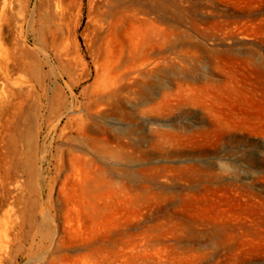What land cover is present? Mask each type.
<instances>
[{"label":"rangeland","instance_id":"374dc122","mask_svg":"<svg viewBox=\"0 0 264 264\" xmlns=\"http://www.w3.org/2000/svg\"><path fill=\"white\" fill-rule=\"evenodd\" d=\"M4 1L0 240L21 230L0 264H264V0ZM13 81L36 87L5 104ZM65 114L114 132V169L103 158L97 192L71 179L45 203L40 166L50 176L73 144ZM29 128L22 188L15 142Z\"/></svg>","mask_w":264,"mask_h":264},{"label":"bare ground","instance_id":"6f19581e","mask_svg":"<svg viewBox=\"0 0 264 264\" xmlns=\"http://www.w3.org/2000/svg\"><path fill=\"white\" fill-rule=\"evenodd\" d=\"M6 5L7 2L5 0L2 8L6 7ZM10 86V93L7 96L5 104H9V97L11 94L16 91L23 92L25 90L29 93L35 90L36 84L32 81H13L10 82ZM117 90L118 89L107 88L96 93L97 97L94 99L95 103H104L102 107L95 111L100 118H106L107 116L113 115V111L111 109H106L105 106H107V104L105 102L110 101L111 97L116 94ZM58 104L59 103L52 98L49 101V108ZM87 110H91L89 105H87ZM65 117L67 120L61 128L60 136L62 137L67 134V132H70L72 136L69 138L67 137V139L70 140L71 143L73 141V144L70 147L57 149L52 155L53 172L50 176L42 167L43 165L40 166L41 173L44 175V178L39 184V189L41 191V196L45 198V203H51L53 201V191H56L58 196L57 202L60 203L62 199L61 196L64 195L65 188L71 179H73L72 185L75 186L73 188L77 189L80 194L86 195L97 192L102 185L101 179L105 170L101 163L103 158H107L110 162L109 172H112L114 169V162L116 160V136L114 132L107 130V128L103 127L98 122H88L86 117L84 118L79 116L76 118L71 114H68ZM23 138L24 140L22 143L18 132L15 143L18 147H20V149L17 148V163L19 165L24 164L28 166L27 170L23 174L19 175L21 179L18 184L22 188H25L26 186H31L32 183L31 171L35 167L34 165L36 159H34V153L36 149H38L37 142L39 134L37 131L34 132L29 128ZM33 149L34 151H32ZM47 160H49V163L51 162L50 159H48V151L44 150L40 161L43 164ZM5 175V173L0 174V187L2 189L5 187ZM1 202L0 207L6 204L4 201ZM12 229L15 231V237L12 241H16L18 239L17 236L21 230V226L18 225ZM36 235L38 234L36 233ZM48 237L49 234H41L42 239H48ZM12 241L0 240V257L8 253Z\"/></svg>","mask_w":264,"mask_h":264}]
</instances>
